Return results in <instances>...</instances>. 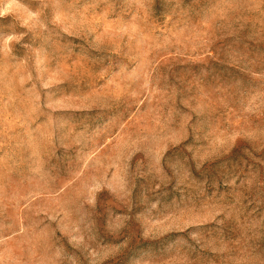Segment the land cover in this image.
Instances as JSON below:
<instances>
[{"label":"rangeland","instance_id":"1","mask_svg":"<svg viewBox=\"0 0 264 264\" xmlns=\"http://www.w3.org/2000/svg\"><path fill=\"white\" fill-rule=\"evenodd\" d=\"M0 264H264V0H0Z\"/></svg>","mask_w":264,"mask_h":264}]
</instances>
